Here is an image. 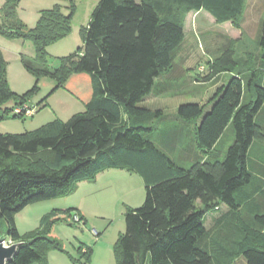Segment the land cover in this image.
I'll use <instances>...</instances> for the list:
<instances>
[{"label":"trees","instance_id":"obj_1","mask_svg":"<svg viewBox=\"0 0 264 264\" xmlns=\"http://www.w3.org/2000/svg\"><path fill=\"white\" fill-rule=\"evenodd\" d=\"M18 1L5 0L0 33L32 43L35 57L21 56L25 69L55 79L58 86L70 74L86 72L91 97L83 112L66 121L0 134V240L20 242L7 264L45 263L48 250L64 251L46 236L56 220L52 212L25 236L18 232L15 215L27 205L67 194L76 181L107 168L135 172L145 187L143 204L124 213L125 230L114 244L116 264H231L238 257L245 264H264V206H257V189L243 190L252 180L249 148L255 139H264V83L253 67L259 55L264 69V16L259 52L245 59L253 57L249 72H234L238 63L229 44L207 63L208 72L200 78L207 82L233 72L227 81L205 103L176 108V117L187 126L182 142L192 134L193 144L183 148L191 152V162L183 165L163 144L171 132L157 133L156 120H151L159 118L161 110L138 103L172 69L189 11L203 9L216 23L230 21L240 28L246 0H99L81 28L82 45L55 66L48 63L46 47L68 34L72 11L64 14L56 4L28 29L16 18ZM5 67L0 50V108L12 98L16 105L23 104L37 91L34 85L22 95L13 93ZM8 111L0 112V118ZM229 123L233 141L220 158L213 149ZM222 204L227 211L215 223L226 219L229 229L209 239L205 214ZM246 206L247 219L241 213Z\"/></svg>","mask_w":264,"mask_h":264},{"label":"rangeland","instance_id":"obj_2","mask_svg":"<svg viewBox=\"0 0 264 264\" xmlns=\"http://www.w3.org/2000/svg\"><path fill=\"white\" fill-rule=\"evenodd\" d=\"M99 0H19L16 6V18L26 28H33L42 11L58 5L64 14L72 11L70 30L67 35L50 43L46 47L48 63L58 65V59L74 53L82 45L81 28L87 26L91 13ZM5 0H0V25L3 24L2 9ZM205 13L209 14L207 11ZM264 16V0H246L241 18L242 37L231 42L227 37V29L219 23L203 22L207 29L199 35L196 30L186 29L185 38L174 57L172 69L161 75L152 92L144 97L138 105L151 110H161L154 126L157 133L166 127H171L180 120L176 117V108L182 103H205L214 92L215 85L226 82L233 72H225L213 83L199 85L196 82L208 72L210 61L203 54V48L211 53V60L220 55L230 44L233 58L238 64L234 72L244 75L252 67L249 56L258 53V37L261 31L260 17ZM203 28H201L202 30ZM0 50L6 62L5 78L10 90L16 95H22L34 85L37 91L31 94L26 103L33 109L30 116H15L13 108L16 106L12 98L5 102L0 112L5 109L0 118V134L22 133L34 130L50 121H66L72 115L83 112L85 103L91 97L90 75L86 72L70 74L62 85L46 75L36 77L22 64L21 56L34 58V47L30 41L11 39L0 33ZM207 52V51H206ZM204 66L202 72L198 67ZM256 55L253 67L256 69L257 79L264 83V69ZM249 74V73H248ZM245 98L249 91H245ZM264 122V113L262 114ZM231 123L223 131L213 154L220 158L229 144L233 141ZM192 143V134L186 136L183 146ZM181 144V145H182ZM210 156H214V155ZM191 152L180 149L174 152L173 159L183 165H188ZM204 156V155H203ZM264 139H255L248 152V169L252 174L251 183L244 187L249 193L254 191L257 206H264ZM205 157V156H204ZM132 174V175H130ZM145 198V187L142 178L135 172L125 168H107L97 172L94 177L83 178L72 185V189L64 195L38 201L27 205L15 215V224L21 236L39 228L41 219L52 212V219H56L46 236L57 241L64 251L50 249L46 253L45 263L34 261L31 264H116L114 244L119 235L125 230L124 213L127 207H139ZM81 207L82 218L75 208ZM199 205V203H197ZM246 206L242 209L245 219L249 216ZM70 209V212L67 211ZM227 211L222 204L216 210L208 211L204 217V225L210 231V238L222 237L229 229L226 219L220 224L215 220ZM70 213V214H69ZM78 215L80 221H73L72 217ZM91 228L100 232L96 236ZM3 233H0V236ZM26 239V237H25ZM88 250V253L84 251ZM231 264H245L241 257Z\"/></svg>","mask_w":264,"mask_h":264},{"label":"crops","instance_id":"obj_3","mask_svg":"<svg viewBox=\"0 0 264 264\" xmlns=\"http://www.w3.org/2000/svg\"><path fill=\"white\" fill-rule=\"evenodd\" d=\"M135 1L138 2L139 0H135ZM262 17H260V21H261ZM203 22H209V23L213 22V23H215L214 18L210 14L205 13V10H203V9H200V10H197V11H194V10L189 11L185 15V18H184V31H186V29L189 30L190 32L193 31V30H196V32H198L199 35L204 34L206 32L205 29H207V27L205 26V24ZM219 24H222L224 26V28L227 29V31H226L227 33L226 34H227V37L229 39H232V40L241 39V37H242V26H241V24H240V28L234 27L230 21H226V22L219 23ZM201 28H203V29L201 30ZM206 51L203 48V54L206 55L207 58L209 57L208 59L211 60V58H212L211 57V53H209L208 50H206ZM198 71H199V69H198ZM222 74H225V73H220V74L216 75L210 81L204 82V81H200L199 80L196 83L199 84V85H201V84L205 85L206 83H209V82L213 83ZM222 84H224V82H222V83H220L218 85H215L214 89L217 86L222 85ZM207 100H208V98H207ZM186 128H187V126H186V124H184V122H182L180 120H176V123L173 124V126L166 127L163 130V132H171L170 136L165 138V140L163 141V144L166 145L165 148H166L167 152L171 156L174 155V152L176 150H180V149L185 147L182 144L184 141L182 142L181 137L185 133ZM179 140H181V141H179ZM185 159L191 162V158L190 157H188V158L185 157ZM130 175H132V174H130ZM68 208H75L80 213V216H82L81 207L79 205L78 206L75 205L73 207L70 206ZM91 230H93V228H91ZM99 235H101L100 232H99ZM64 264H66V263L64 262Z\"/></svg>","mask_w":264,"mask_h":264},{"label":"water","instance_id":"obj_4","mask_svg":"<svg viewBox=\"0 0 264 264\" xmlns=\"http://www.w3.org/2000/svg\"><path fill=\"white\" fill-rule=\"evenodd\" d=\"M20 242L0 240V264H7L14 257Z\"/></svg>","mask_w":264,"mask_h":264},{"label":"built area","instance_id":"obj_5","mask_svg":"<svg viewBox=\"0 0 264 264\" xmlns=\"http://www.w3.org/2000/svg\"><path fill=\"white\" fill-rule=\"evenodd\" d=\"M199 71L202 72L205 67L204 66H199ZM13 111L16 113V114H23L24 116H30L33 114V109L25 102L23 104H20V105H16L14 108H13ZM72 220L77 222V221H80V218L78 215H74L72 217ZM93 234H95L96 236L99 235V232H97L96 230H92Z\"/></svg>","mask_w":264,"mask_h":264}]
</instances>
